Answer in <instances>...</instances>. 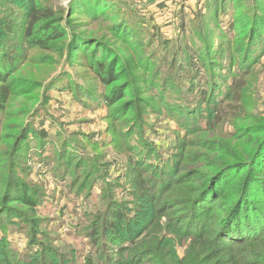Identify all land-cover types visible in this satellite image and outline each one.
<instances>
[{"label": "trees", "instance_id": "1", "mask_svg": "<svg viewBox=\"0 0 264 264\" xmlns=\"http://www.w3.org/2000/svg\"><path fill=\"white\" fill-rule=\"evenodd\" d=\"M38 1L43 4H38ZM67 1V6L58 5L57 8L50 0H6L8 4L18 3L19 10L9 8L0 1V83L7 82L27 61V48H44L49 43L66 38L69 57L81 44H91L88 67L97 77L99 85L110 89L108 92L96 91L108 106L125 95L129 87L132 88L135 78L127 76L124 83L113 85L121 79L128 63L131 66V60L124 58L126 51L123 46L116 42L117 39L125 43L122 21L119 22L117 14H98L90 0ZM213 1L215 8L218 6V0H212L208 4L209 9L214 6L211 3ZM220 1L223 2H220V10L225 13L227 9V15L232 14L234 17L226 22L225 27L230 30L224 39L236 41L237 44L232 51L224 48L220 54L216 53L218 61L212 64L215 69H220L217 73L201 68L204 74H199L202 78L200 84L205 81L208 84L195 88L192 96L194 103L189 112L193 109L202 110V117L207 121L211 115L208 112V99L212 92L211 99L214 97L215 103L218 102L211 109H215L213 120L208 121V127L199 130H212L217 134L215 140L209 142V148H206L216 158L211 166L212 172L183 177L195 185L182 200L180 211L183 214H178L174 209L176 201L172 199L160 206L155 204L179 183V163L186 157L182 147L173 145L164 152L167 158L157 160L152 156L156 155L155 151L151 152L148 145L138 143L131 152L132 157L120 165V172L118 175L116 173L124 178L126 184L122 201L114 200L111 196L121 184L115 181L104 186L107 166L97 170L98 164L91 162L88 166L95 172L91 170L86 181L70 174L73 178L69 179V185L64 186L68 191H75L81 197L87 190L98 186L102 190L100 195L104 194V198H107L102 211L85 214L72 230L70 236L81 239L79 241L87 240L84 251L64 249L46 242L48 239L44 233L41 240H37L39 232L35 229V223L20 218L17 211L5 208V201L9 199L22 202L28 209L36 211L41 204L38 188L29 190L31 195L18 194L11 198L5 194L0 205V224L6 215L11 217L10 225L16 228L8 231L9 224L0 225V264H264V114L256 116L254 100L248 97L257 85L258 65L264 66V6L261 7L264 0H250L251 7L243 13L241 4L228 6L227 0ZM19 13L24 16V21L21 18L17 20L16 15ZM78 16L85 20L77 23L79 28L74 30L70 24L79 19ZM112 19L119 23L108 25L106 30H102L99 23ZM220 22V17H215V24L219 27ZM20 30L22 38L19 37ZM229 34H232V38H229ZM106 59L108 61L105 63ZM122 63L125 67L117 72L115 67ZM133 63L138 65L137 60ZM225 77V86L222 87L219 82L224 81ZM12 81H15L14 78ZM58 81L60 75L45 86L46 90ZM190 85L187 82L185 86ZM217 85H220V91L215 100L217 93L213 89L215 87L216 90ZM244 94L246 96L242 99ZM12 96L7 89H0V112L6 111L11 105ZM242 102H246L245 106ZM182 103H186V100L182 99L181 91H176L170 95V108L167 109L171 110L172 118L181 119L184 123L177 124L178 128L189 133L192 131L189 128L191 125L185 123L187 116L183 113L185 108ZM245 122L249 124L244 128L237 126ZM34 125V121L26 124L18 137L20 140L17 138L18 142L15 143L23 144L25 139H33L31 145L39 144L41 149L50 146L53 150L56 142L52 135L43 129L34 130ZM225 125L236 129V132L224 134ZM124 135L121 134L120 140L125 141ZM24 145L18 148L24 150ZM61 149V154L66 155L67 150L63 149V145ZM52 157L51 152L45 158L46 165H51ZM87 158L84 156L80 160H91ZM64 164L60 161L55 166L58 169H50L56 174L62 171L58 178L66 183L69 167L65 168ZM11 166L14 168V161L10 162L9 169ZM238 169L241 173H237ZM7 182L9 185L6 190L13 191L11 180ZM169 212L171 214H167ZM165 217L167 222L163 226L158 221ZM11 234H20L26 239L22 250L15 248L9 241L8 236ZM179 243L186 247L184 256H180L176 250Z\"/></svg>", "mask_w": 264, "mask_h": 264}, {"label": "rangeland", "instance_id": "2", "mask_svg": "<svg viewBox=\"0 0 264 264\" xmlns=\"http://www.w3.org/2000/svg\"><path fill=\"white\" fill-rule=\"evenodd\" d=\"M0 1L9 8L19 10L18 3L8 4L6 0ZM159 1L161 2V0L156 3L155 0H90L98 14L104 13L105 16L117 14L119 22L122 21L125 43L117 39L116 42L123 46V50L126 51L124 58L131 60V66L128 63L121 79L113 85L124 83L127 76L128 78L135 76L132 88L129 87L125 95L110 105L106 106L104 98L96 93L108 92L110 89L101 87L97 77L88 67L91 44H81L69 57L66 38L49 43L44 48H27V61L22 63L7 82L0 83V89H7L8 93L13 95L11 105L6 111L0 112V205L5 194L11 198L19 196L18 194L31 195L29 190L38 188L41 204L36 211L28 209L22 202L16 200L5 201V208L17 211L20 218L27 219L28 222L30 219L35 223V229L41 233L37 235V240H41L44 233V237L48 239L46 242L49 241L64 249L75 248L84 251L87 240L79 241L81 239L76 240L70 235L85 214L102 211L107 198H104V194L100 195L102 190L98 186L91 191L87 190L81 197L77 196L75 191H68L64 186L69 185V179L73 177L86 181L90 171L95 172L88 165L95 162L98 164L97 170L100 168L103 170V167L107 166L104 186L115 181L121 184V187H116L111 193L112 198L124 200L126 184L124 178L117 176L120 172L118 167L132 157L131 152L138 143L148 145L151 152L155 151L156 155L152 156L157 160L167 158L168 155L166 153L164 155V152L173 145L182 147L186 154L185 159L179 163L181 177L178 185L158 200L155 203L157 206L172 199L176 201L174 209L179 212L178 214H183L180 211L182 200L188 195L189 189L195 186L192 181L183 177L212 172L211 166L214 165L216 156L206 148H209V142L215 140L217 134L212 130H199L208 127V121L213 120L215 109L212 111L211 109L218 104L215 103L214 97L211 99L213 92L208 99L210 106L208 112L211 114L208 121L202 117V110L193 109L190 112L189 110L193 107L192 96L195 88L208 84L207 81L200 84L202 78L199 74H204L201 68L217 73L220 69H215L212 64L218 61L216 53L220 54L224 48L232 51L237 44L236 41L224 39L230 30L225 25L234 17L232 14L227 15V9L225 13L220 10L223 4L220 0L216 8L215 1L211 2L214 3L212 9L208 8L212 0H178L162 4ZM37 3L43 4L39 1ZM50 3L58 8V5L67 6L68 1L50 0ZM226 4L228 6L241 4L242 13L251 7L250 0H227ZM74 16L76 15L72 17ZM217 16L220 17L221 27L215 24ZM16 18L25 20L21 13L17 14ZM77 18L79 19L70 24V28L74 30L79 28L77 23L85 20L82 16ZM117 22L112 19L99 24L102 30H106L108 25ZM20 31L19 37L22 38ZM231 36L232 34L229 38H232ZM218 45L220 48L217 49ZM135 60L138 65L133 63ZM107 61L106 59L105 63ZM262 62L264 63V57ZM123 67L125 65L122 63L115 69L119 72ZM256 73L257 85L248 97L251 96L254 100L256 116H262L264 66L258 65ZM58 75L60 81L54 82L53 87L46 90L45 86ZM12 78L15 81H12ZM226 79L225 77L224 81L219 82L222 87L225 86ZM187 82L191 85L185 86ZM218 86L220 85H217L216 90L215 87L213 89L217 93L215 100L219 96ZM176 91H181L182 99L186 100V103L182 104L185 108L183 113L187 116L185 123L191 125L189 128L192 131L189 133L178 128L177 124H182V120L172 118L171 110L167 109L170 108V95ZM245 96L246 94L242 99ZM242 103L245 106L246 102ZM191 112L193 113L190 114ZM33 121L34 130L43 129L52 135L56 142L53 150L50 146L41 149L39 144L31 145L33 139L27 141L25 139L22 141L23 144L15 143L25 125ZM248 124L245 122L237 126L244 128ZM229 131L235 133L236 129L225 125L223 133L227 134ZM122 133H125L123 136L125 141L120 140ZM19 145H24V150L19 149ZM62 145L63 149L67 150L66 155L61 154ZM51 152L52 163L48 166L45 158ZM84 156L91 160L88 162L80 160ZM13 161L14 168L11 166L9 169L10 162ZM60 161L66 163L65 168L69 167L67 171L69 178L66 179V183L65 180L61 181V178H58L62 171L56 174L50 169L53 167L58 169L55 166ZM237 171L241 173L239 169ZM8 180H11L14 189L11 192L6 190ZM153 218L157 220L155 214ZM10 220L11 217L5 215L0 225L9 224L8 231L16 228L10 225ZM158 222L164 226L167 222L166 217L160 218ZM8 238L12 245L20 250L26 244V239L20 234H11ZM185 248V245L178 244L176 250L180 256H184Z\"/></svg>", "mask_w": 264, "mask_h": 264}, {"label": "built area", "instance_id": "3", "mask_svg": "<svg viewBox=\"0 0 264 264\" xmlns=\"http://www.w3.org/2000/svg\"><path fill=\"white\" fill-rule=\"evenodd\" d=\"M175 1H178V0H161V2H163V3H170V2H175Z\"/></svg>", "mask_w": 264, "mask_h": 264}]
</instances>
